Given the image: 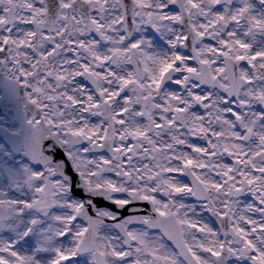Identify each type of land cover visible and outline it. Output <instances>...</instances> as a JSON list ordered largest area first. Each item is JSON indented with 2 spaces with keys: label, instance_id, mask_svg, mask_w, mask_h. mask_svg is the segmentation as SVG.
Here are the masks:
<instances>
[{
  "label": "snow or ice",
  "instance_id": "6c2138e0",
  "mask_svg": "<svg viewBox=\"0 0 264 264\" xmlns=\"http://www.w3.org/2000/svg\"><path fill=\"white\" fill-rule=\"evenodd\" d=\"M0 264H264V0H0Z\"/></svg>",
  "mask_w": 264,
  "mask_h": 264
}]
</instances>
